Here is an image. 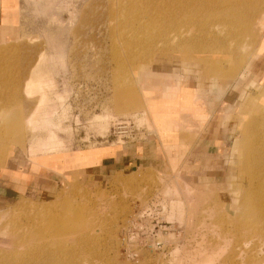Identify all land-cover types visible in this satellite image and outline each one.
Listing matches in <instances>:
<instances>
[{
    "label": "rangeland",
    "instance_id": "1",
    "mask_svg": "<svg viewBox=\"0 0 264 264\" xmlns=\"http://www.w3.org/2000/svg\"><path fill=\"white\" fill-rule=\"evenodd\" d=\"M169 1L158 21L170 18L176 0ZM164 2L154 0L147 13ZM127 3L20 0L16 26L0 27V259L6 264L10 252L14 264H44L42 246L64 245V264H264V239L251 231H230L226 222L234 212L216 206L229 204L233 188L246 180L242 144L250 137L264 144V106L256 105L264 103V91L249 112L236 111L241 100L237 103V114L220 128L212 154L201 148L202 141L190 151L191 126H180L176 114L162 112L192 103L193 94L195 103H202L224 59L249 63L256 48L230 40L249 36L238 23L227 26L231 15L225 9L240 6L245 15L240 23L258 37L264 0H206L204 10L189 3V14L201 22L187 28L191 39L203 43L193 51L164 34L138 36L137 19L145 17ZM209 23L220 25L213 34L206 29ZM136 38L141 40L134 43ZM162 68L173 69L176 77L169 76L175 81L154 78ZM31 74L41 88L26 95L23 85ZM261 77L249 76L244 83ZM156 96L182 103H159ZM201 110L195 104L193 113L179 117L183 122L192 117L201 129L206 121ZM152 119L163 122L164 148L157 150L156 165L87 167L106 150L118 154L127 143L143 139L145 130L162 143ZM50 132L60 144L44 151L39 144ZM234 175L237 186L231 185ZM55 230L62 234L51 236Z\"/></svg>",
    "mask_w": 264,
    "mask_h": 264
},
{
    "label": "bare ground",
    "instance_id": "2",
    "mask_svg": "<svg viewBox=\"0 0 264 264\" xmlns=\"http://www.w3.org/2000/svg\"><path fill=\"white\" fill-rule=\"evenodd\" d=\"M169 2H170L169 0H165L164 4H162L160 7H158L156 9V11L153 10L152 12L147 13L148 12L147 6L152 5L154 3V0H128L127 6L136 7V8L139 7L140 11H141L140 16L145 17V20L144 21L140 20V23H139V20L137 19L138 23H137L136 28H135V33H137V35L139 33L140 34L142 33V37H146V38H149L150 36H155V35L160 36L159 34H161V35L164 34V37L168 41H169V38H171V40H173V41L183 40L182 42L186 43L188 51H193L196 48L200 47L203 43H200V40L198 38L191 39L193 37V35L191 36L192 31L190 28H187L188 25H186V24H190L191 22H194L196 20L200 21V19H196L195 17H192L189 14L187 5H189V3H193V4H197V5H203L206 3V0H176L171 4L172 6H174V8L171 11L170 18L167 21H165L166 16H163L164 17L163 21H158L159 20L158 17H160V15H162V13H163V6H165V7L168 6ZM200 8H201V10H204L205 5H203V8L202 7H200ZM143 9H144V11H143ZM229 9H227V8L225 9V11L227 12L226 15H228V13L231 15V17L229 19L230 21L227 23V26L237 28V23H238V26H241L243 28L242 34L246 30V33H247L246 35L249 36L246 39L245 38L243 39L241 37L237 38V36H236V38H234V39L231 38L230 40L234 41V43H236V45H237V43L240 42L239 44H242V46H244V47H245L246 43L247 44L248 43L253 44L254 50L256 48L255 52L258 53L259 47L264 45L263 43H260V41H262L261 32H263V30H264V23L260 19L263 16L264 9L261 12L259 20L256 22V27L259 30L258 37L254 36L256 34V31H253V32L249 31V27L247 26V23H240V20H239L240 17H241L242 21L245 18V15L239 13V12L243 11V9L240 6H233V7H230ZM232 13H234L235 15ZM236 14H237V16H236ZM172 15H174L173 18H171ZM168 16H169V14H168ZM128 22H130V21H128ZM179 22H181V25L186 27V28L180 30L179 29V27H180ZM201 25H202V23H201ZM215 26L219 27L220 25L218 24V26H217V24H215V23H209L206 26V29L211 34H213ZM168 33H173V34L170 35L171 37H167ZM140 40L141 39L136 38V40L133 42L136 43ZM134 43H131V45L132 44L134 45ZM128 44H130V42H128ZM234 50L236 51V49H234ZM254 50H253V52H254ZM193 58L197 59L198 57H193ZM239 59L241 60V58H239ZM239 59L236 60L237 61L236 65H235V61L233 58L230 59V61L224 59L226 61L225 62L226 65L220 67V69L218 70V73L215 74L214 77H217V79L220 82H224V83L234 80L237 77V75H239V72L242 70V67L244 66L245 61H246V60H244L242 63H239V61H240ZM207 71H208V69L204 68V74H206ZM144 75H145V80L148 83L149 79H150L149 78L150 75L148 73H146ZM32 76H34V75L31 74L25 80V83L23 85V92L25 94L29 93L30 90H33V91L36 90L37 91L38 89L41 88L40 84L35 83L36 81L35 82L33 81ZM213 81H215V80H213ZM158 85L159 84L154 83V86H158ZM261 90L264 91V77H261L256 83H254L253 90H250L249 93H247L245 95V97H243L241 99L242 102L240 101L238 107L235 108V110L237 109L238 111H242V112L244 111L243 113L249 112L252 109V107L255 105V104H252L251 101L253 99L258 98V96L260 95L259 91H261ZM30 96H32V95H30ZM9 98H12V100H14V92H13V95ZM39 105H37V107L34 109V112L33 113L31 112L32 114L29 116H32V117L34 116V114L37 112ZM256 105H257V107L258 106L263 107L264 103H257ZM32 117H30V118L32 119ZM258 123H260V122L258 121ZM253 124L254 123L252 122L251 127L254 126ZM256 124H257V122H256ZM220 127H222V126H220ZM247 129H249V128L247 127L246 131H247ZM234 134H236V133H234ZM245 139H246V137H245ZM258 141H259L258 139L252 140V138L250 137L247 144H244V143L242 144V146H241L242 149L240 151L241 152L240 154H241L242 163H244L243 168L246 169V172H245L246 180L243 184H241L240 186H237L236 184L238 183V178L235 175L233 177H231L232 178L231 185H234V186L236 185L238 187L237 189L233 188V196H232L233 198L229 201V204H227L228 203L227 201H226L227 203H224V202L222 203V201H219L216 204V206L222 205L226 214H229L230 210L234 212L233 215L229 214V218L227 219V222H226V224L231 225L230 231H233L234 233H237L239 230L251 231V233L258 235L259 237L264 239V144L259 145ZM59 144H60V142L57 140V137L53 133L50 132V133H48L47 140L40 142L39 147L44 151H52ZM31 148L32 147L30 146L29 149H31ZM235 153H236V150H235L233 155H235ZM5 154H6V152H3L2 157H4ZM194 193H196V192H194ZM58 234H62V233L55 230V232L51 236L58 237ZM44 235L45 234L43 233L42 236H44ZM41 248L42 249L40 250V252L44 256V264H64V262H66L64 260V257H63V251H65L64 245H62V247L61 246H54V248L56 250L48 248L46 246H42ZM12 254L10 252L7 253L6 264H14L13 258L11 259L9 257ZM15 255L16 254L14 253V256ZM34 259H35V254H32L31 255L32 263H34ZM4 261H5V259L3 257L2 259H0V264H3Z\"/></svg>",
    "mask_w": 264,
    "mask_h": 264
},
{
    "label": "crops",
    "instance_id": "3",
    "mask_svg": "<svg viewBox=\"0 0 264 264\" xmlns=\"http://www.w3.org/2000/svg\"><path fill=\"white\" fill-rule=\"evenodd\" d=\"M19 5H20V0H0V27L13 28L16 26L17 16L19 12ZM261 21L264 23V11ZM261 39L263 41H260V43L264 44V30L261 34ZM155 72L157 74L156 76H154V78L161 77L164 79H168V82H170L171 79L175 81V79L172 78V76H169V74L172 75L177 74L173 69L170 70V68H162L161 70ZM185 75H189V74L186 73ZM249 76L252 78L258 76H264V45L261 48V50L258 53H256V55H253L251 57L249 63L244 64L242 70L239 72V75H237V77L234 80L224 83V82H220L217 79L215 80L216 82L213 81L209 83L210 85L208 84L207 89L205 87V94L202 98V103H195V95L193 93L196 92V88L190 86L191 94H193L192 103H187V105L184 106L183 108H180L178 105L177 106L172 105L170 106L169 111L167 109L166 110L163 109L164 111L162 112L163 114H166V116L171 113L176 114L178 119L177 124H179L180 126L184 123L191 126L188 128L190 131L189 137L192 136L191 134H195V136L193 139H191L193 141L192 143L193 146L192 149H190V151L196 150V148L200 145V142L202 141L204 143L202 144L203 146H201V148L206 147V151H208V153L210 154L214 153V151L212 152L211 150L215 146L216 139L221 134L220 132H222L220 128H225L227 122L231 121L228 118L231 117V115H234L233 112L235 111L233 109L236 107L237 103L242 99L243 95L247 93V89L250 88V86L252 87V85L259 80V78L257 80L255 79L253 80L251 78L250 80L252 81L251 84H245L246 81H244V79L249 78ZM168 82L166 81V83ZM185 88L189 90V86L188 87L185 86ZM154 100H156L159 103H182V102H177L176 99L160 98L159 96L154 97ZM195 104L201 105L202 107L201 114L204 116V120L206 119L201 129H199L198 125L196 124V122H194V119H192V117L188 116V118L186 119L187 121L185 122H183V119L179 117L180 113H186L188 115L193 113ZM180 110H184V111L180 112ZM190 118L192 119L191 121H189ZM152 123L153 126L155 127L157 134L159 135L158 137L161 139L160 141L162 142V138L159 133L160 128H162L161 127L163 123L162 119L161 121H158V119H152ZM176 128L173 129V132H175ZM145 131L147 135L146 137L144 136L143 139L139 141L136 140L135 142L132 143L131 142L127 143L125 147H121V149L118 150L119 152L118 154H116L114 150L111 149L109 151L108 149V151L106 150L105 152H103L99 162L92 165H87V167L95 166V165L96 166L101 165L104 167L111 166L115 170L116 168L119 169L121 167H126V165H134V164L141 165L142 163L147 165L150 164L152 166L156 165L155 155L158 152L157 151L158 148L162 149L163 142L158 144L157 139L153 137L155 133L154 132L149 133V131L147 130ZM176 135L177 134H175V136ZM189 137H187V139H189ZM169 140H175V138ZM47 165L49 164L47 163ZM40 166L44 168L46 167L45 165H40Z\"/></svg>",
    "mask_w": 264,
    "mask_h": 264
}]
</instances>
